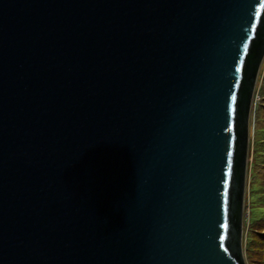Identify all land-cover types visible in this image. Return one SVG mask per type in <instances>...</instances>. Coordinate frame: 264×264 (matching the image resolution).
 I'll return each instance as SVG.
<instances>
[{"label":"water","instance_id":"95a60500","mask_svg":"<svg viewBox=\"0 0 264 264\" xmlns=\"http://www.w3.org/2000/svg\"><path fill=\"white\" fill-rule=\"evenodd\" d=\"M264 0H0V264H245Z\"/></svg>","mask_w":264,"mask_h":264},{"label":"trees","instance_id":"16d2710c","mask_svg":"<svg viewBox=\"0 0 264 264\" xmlns=\"http://www.w3.org/2000/svg\"><path fill=\"white\" fill-rule=\"evenodd\" d=\"M264 74V72H262ZM264 81V75L262 83ZM258 87L259 98L253 106L251 120L250 140L248 144V156L251 152V165L248 175V188L245 192L244 205L251 203L247 212H243V251L247 264H264V211L255 204L256 201L264 200V90L263 84ZM256 126L261 130V135L256 140ZM247 186V184H246ZM255 193V199L252 196ZM260 202V201H259ZM260 212V213H259ZM246 214V216H245Z\"/></svg>","mask_w":264,"mask_h":264},{"label":"rangeland","instance_id":"374dc122","mask_svg":"<svg viewBox=\"0 0 264 264\" xmlns=\"http://www.w3.org/2000/svg\"><path fill=\"white\" fill-rule=\"evenodd\" d=\"M262 72H264V62L261 64V66H260V70H259V76H258V78H257V82H255V85H254V90H255V93H254V91H253V99H255V100H257L258 99V97H259V94H257L256 93V89L261 85V83H262V79H263V73ZM263 88H262V90H264V81H263ZM256 94H257V96H256ZM251 124V123H250ZM250 124H249V126H250ZM252 125V124H251ZM260 128L258 127V126H256V140H257V137H259V135H261V130H259ZM250 131H251V128H250ZM251 152L249 151V156H248V160H247V162H248V172L250 171V168H251V165L249 164L250 162H251ZM246 184H247V186H246V189L248 188V175H247V182H246ZM254 199H255V193H254V195L252 196V201H254ZM260 201V202H259ZM259 201H256L255 202V204H257V206L258 207H262V209H260V212H262V211H264V200H259ZM250 204V206H251V203H249ZM249 204L248 205H244V207H243V212H247V209H249L250 208V206H249ZM253 207L251 206V209H252ZM259 212V213H260ZM245 216H246V214H245ZM243 253H244V251H243ZM243 260H244V262H245V259H244V254H243ZM245 264H247L246 262H245Z\"/></svg>","mask_w":264,"mask_h":264},{"label":"clouds","instance_id":"9594fccd","mask_svg":"<svg viewBox=\"0 0 264 264\" xmlns=\"http://www.w3.org/2000/svg\"><path fill=\"white\" fill-rule=\"evenodd\" d=\"M264 62V59H263V61L261 62V64ZM260 70V69H259ZM259 73V72H258ZM258 76H259V74H258ZM258 76H257V78H258ZM257 82V81H256ZM253 91H254V89H253ZM252 94H253V92H252ZM251 103H252V96H251ZM250 118H251V105H250V116H249V124L251 123V120H250ZM252 127V125L250 124V126H249V140H250V128ZM247 178V177H246ZM247 182V181H246ZM245 192H246V190H245ZM245 200V199H244Z\"/></svg>","mask_w":264,"mask_h":264},{"label":"built area","instance_id":"2783aa9c","mask_svg":"<svg viewBox=\"0 0 264 264\" xmlns=\"http://www.w3.org/2000/svg\"><path fill=\"white\" fill-rule=\"evenodd\" d=\"M254 93H255V90H254ZM256 93L258 94V88L256 89ZM257 94H256V96H257ZM254 94H252V96H253ZM259 98V97H258ZM255 99H253V97H252V103H251V116L253 115V106H254V104H255ZM252 118V117H251Z\"/></svg>","mask_w":264,"mask_h":264}]
</instances>
